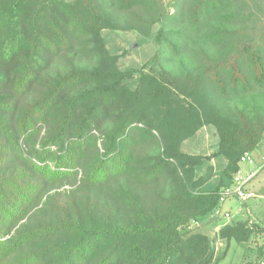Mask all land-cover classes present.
I'll list each match as a JSON object with an SVG mask.
<instances>
[{
    "label": "trees",
    "instance_id": "trees-1",
    "mask_svg": "<svg viewBox=\"0 0 264 264\" xmlns=\"http://www.w3.org/2000/svg\"><path fill=\"white\" fill-rule=\"evenodd\" d=\"M263 144L264 0H0V264H219L256 227L190 226Z\"/></svg>",
    "mask_w": 264,
    "mask_h": 264
},
{
    "label": "rangeland",
    "instance_id": "rangeland-1",
    "mask_svg": "<svg viewBox=\"0 0 264 264\" xmlns=\"http://www.w3.org/2000/svg\"><path fill=\"white\" fill-rule=\"evenodd\" d=\"M169 0H166L168 3ZM113 45L123 52L122 50L128 49V53L121 64L123 67L140 68L146 64L155 55L156 45L154 41H148L144 45H139V37L134 32L119 33L112 36ZM133 47V48H132ZM218 135L216 129L212 126L202 128L192 140L185 142L183 145V151L190 154H199L204 156H212L218 150ZM257 158L258 166H261L264 161V146L262 147V154L254 155ZM262 162V163H261ZM215 166H218L220 159L215 158L212 160ZM249 166V165H248ZM256 170V166H254ZM264 171V168L260 170L258 175ZM257 175V176H258ZM257 177H255L256 179ZM250 190L255 194L264 195V187L258 191L253 189L252 184ZM236 199H231L233 201ZM238 201V200H236ZM240 208L238 212L225 209L222 205L221 212L214 214L211 220L203 223L191 224L190 230L196 233H202L210 238H215L218 235L220 229L226 224H235L238 222H248L256 227L257 232L253 235L252 239L244 244H238L232 242L231 248L228 251L227 257L219 264H261L262 260L260 252L264 254V199H260L255 196L252 200L247 202H240ZM230 213V218L225 217V212ZM216 252L221 254L226 248V242L223 240H217L215 243Z\"/></svg>",
    "mask_w": 264,
    "mask_h": 264
},
{
    "label": "built area",
    "instance_id": "built-area-1",
    "mask_svg": "<svg viewBox=\"0 0 264 264\" xmlns=\"http://www.w3.org/2000/svg\"><path fill=\"white\" fill-rule=\"evenodd\" d=\"M256 166V170L245 172L242 168L235 174L233 184L230 187L224 188L220 193V207L215 214L221 212V206L231 199H236L240 202H247L252 200L256 195L250 190V185L260 170L264 168V161L261 166H258L257 160L253 153L245 154L241 160L240 165ZM226 218H230V213H224Z\"/></svg>",
    "mask_w": 264,
    "mask_h": 264
},
{
    "label": "crops",
    "instance_id": "crops-1",
    "mask_svg": "<svg viewBox=\"0 0 264 264\" xmlns=\"http://www.w3.org/2000/svg\"><path fill=\"white\" fill-rule=\"evenodd\" d=\"M263 146H264V144L261 145V147L257 151H255L253 154L254 155L255 154L258 155V157L261 156V154H262V147ZM256 160H258V159L256 158ZM257 164H258V162H257ZM241 168L245 172L253 171L254 170V167L253 166H248V165H244V164L241 165ZM256 177L257 178L255 179L254 183L252 184V186H253L252 188L253 189H256V191H258L259 189L261 190L264 187V171L262 173H260ZM256 196L258 198H260V199H264V195H262V194H259V196L258 195H256ZM223 205H224L223 207L225 209H228L229 211L232 210V211L238 212V210L240 208V206H239L240 204L236 200L228 201V202H226Z\"/></svg>",
    "mask_w": 264,
    "mask_h": 264
}]
</instances>
